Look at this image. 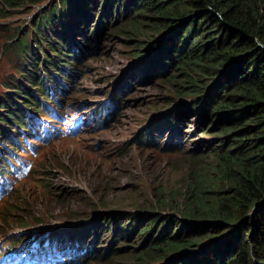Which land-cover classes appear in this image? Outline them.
I'll use <instances>...</instances> for the list:
<instances>
[{
	"label": "trees",
	"instance_id": "obj_1",
	"mask_svg": "<svg viewBox=\"0 0 264 264\" xmlns=\"http://www.w3.org/2000/svg\"><path fill=\"white\" fill-rule=\"evenodd\" d=\"M42 1L1 3L15 8ZM51 5L33 22L29 33L34 38L16 36L14 67L26 85L13 90L22 101L11 104L17 108L4 106L7 117L0 120L32 138L26 110L48 117H53L48 107L63 111L76 71H82L74 63L83 67L88 56L99 53L104 35L127 37L149 27L155 36L148 51L133 56L140 57L141 66L147 64V72L149 65L159 66V81L174 83L177 98H190V109L184 107L182 114L194 110L203 132L216 135L215 175L207 179L206 174L188 188L178 214H135L118 224L127 238L136 233L141 239L136 248L140 260L264 264V0H60ZM93 14L91 26L86 21ZM18 31L24 34L25 29ZM115 100H109L110 106ZM177 116L178 122L184 118ZM173 121L175 128L178 122ZM14 138L11 145L8 138L0 139L9 152L24 146ZM137 142L145 141L139 137ZM11 157V152L1 154L0 172ZM207 185L215 188L209 191ZM116 240L115 252L105 248L108 259L132 248L124 238Z\"/></svg>",
	"mask_w": 264,
	"mask_h": 264
},
{
	"label": "rangeland",
	"instance_id": "obj_2",
	"mask_svg": "<svg viewBox=\"0 0 264 264\" xmlns=\"http://www.w3.org/2000/svg\"><path fill=\"white\" fill-rule=\"evenodd\" d=\"M58 1L7 8L0 0V119L7 117L4 106L17 108L11 104L22 101V94L18 99L13 90L26 85L14 67L12 46L16 36L27 34L30 40L33 36L29 30L38 15ZM93 16L86 21L91 26L97 15ZM19 28L25 29L24 34H19ZM154 36L149 27L127 37L118 33L104 35L99 53L88 56L83 67L74 63L72 67L82 71H76L72 95L66 99L63 111L49 108L51 116L57 117L60 112L66 117L63 124L46 121L50 117L42 112L26 110L24 115L31 119L36 135L23 145L29 150L36 141L50 142L38 145L40 152L31 157L34 167L30 174L0 200L1 253L15 239V250L35 245L51 249L55 242L49 244L48 235L41 236L40 232L63 229L70 237L54 247L60 252L58 264H166L169 257L138 259L136 248L141 239L136 233L127 238L118 223L135 214H178L188 188L206 174L207 179L215 175L213 154L219 142L216 135L203 132L194 110L182 114L186 112L184 107L190 109V98H177L174 83L159 81V66L149 65L150 74L147 64L141 66L139 59L148 51L144 52ZM74 37L80 41L77 33ZM137 52H141L139 58L133 56ZM117 97L119 104L112 102L110 106L109 100ZM76 107L94 113L89 127L76 137L65 139L61 135L52 139V129L63 133L71 126V112ZM177 114L186 119L178 122ZM174 119L178 122L175 128ZM47 124H51L50 128H46ZM78 128L79 122L70 132ZM25 133L0 120V139L8 138L10 145L14 136L26 142ZM139 137L145 142H137ZM10 152L0 140V159L1 154ZM24 155L30 157L29 151ZM214 188L207 185L209 191ZM74 232L77 233L71 234ZM71 236H77L75 242ZM116 237L124 238L132 248L122 249L118 256L108 259L105 248L115 252L112 248L119 243L113 241ZM77 248L86 254L78 260H74L72 252L62 254V250Z\"/></svg>",
	"mask_w": 264,
	"mask_h": 264
},
{
	"label": "clouds",
	"instance_id": "obj_3",
	"mask_svg": "<svg viewBox=\"0 0 264 264\" xmlns=\"http://www.w3.org/2000/svg\"><path fill=\"white\" fill-rule=\"evenodd\" d=\"M62 104V102H59ZM53 111H56L53 108ZM94 113L89 111V112H85L83 111L80 107H76L74 111L71 112V126L64 130L63 133H61L60 129H52L54 130V135L52 136V139H56L59 136H63L65 139H67L68 137H76L77 134L82 130V129H87L90 125V123L92 122V117H93ZM65 116L60 113L57 112V117H50L48 120V122H56V123H60L63 124L64 120H65ZM79 122V128L76 132H70V129L76 125ZM51 126V124L49 125ZM50 140L48 141H40V142H35L32 144V148L34 151L30 152L29 155L32 157H37L39 152H40V147L38 145H47L49 144ZM31 162V161H29ZM23 182L22 178L17 177L16 179L13 180V187L17 184V183H21Z\"/></svg>",
	"mask_w": 264,
	"mask_h": 264
},
{
	"label": "bare ground",
	"instance_id": "obj_4",
	"mask_svg": "<svg viewBox=\"0 0 264 264\" xmlns=\"http://www.w3.org/2000/svg\"><path fill=\"white\" fill-rule=\"evenodd\" d=\"M75 82V81H74ZM118 102L115 100V104H117ZM119 104V103H118ZM67 230V229H66ZM56 230L54 229H51V230H45L43 232H40L42 233V235L46 234L48 235L46 237V240L49 244H53V248H51V253H50V258L47 260V263H50V264H58V257L60 255V252L55 249L54 247H56L57 245H60V243L62 242V240H66L64 238H69L70 235L68 234V232H65L63 231V229L61 230H57V232H55ZM77 232H74V233H71V234H76ZM85 233V232H84ZM86 235V233H85ZM75 238H77V236H71V241H74L75 242ZM81 242V241H80ZM68 252H72L74 254V260H78L81 256H85L86 254L85 253H82L81 251H79V249L77 248L76 249H73L72 251L71 250H68V251H65V250H62V254H65V253H68Z\"/></svg>",
	"mask_w": 264,
	"mask_h": 264
}]
</instances>
